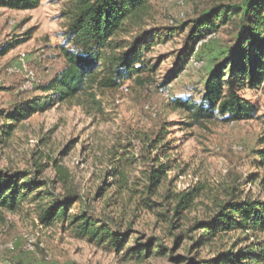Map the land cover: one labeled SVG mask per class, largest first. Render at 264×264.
<instances>
[{
	"label": "trees",
	"instance_id": "trees-1",
	"mask_svg": "<svg viewBox=\"0 0 264 264\" xmlns=\"http://www.w3.org/2000/svg\"><path fill=\"white\" fill-rule=\"evenodd\" d=\"M66 2L61 14L62 41L58 45L64 66L39 87L41 95L20 99L11 109L0 110V144L8 141L21 120L56 102H70L89 112L102 113L107 95H114L128 83L147 86L158 67L149 53L164 38L186 29L178 65L159 84L162 91L185 69L200 41L226 28L229 43L226 54L213 62L195 93L171 99L173 109L185 116L187 126H205L215 120L228 124L258 120L264 128V111L260 112L259 106L243 95L246 89H264V0L214 4L193 20L170 25L175 30L166 34L159 27H148L150 0ZM40 3L41 0H0V8L32 10ZM22 42L15 37L0 44V56ZM167 130L168 124L164 123L153 131L139 130L127 139L119 137L109 149V188L114 187L119 196L124 195L123 200L155 214L172 228L175 222H190L185 234H195L189 238L196 255L173 257L176 263L264 264V199L242 196L237 187L229 186L225 199H217L202 218L190 221L188 212L201 202L207 189L203 183L182 190L170 186L168 172L175 162L168 152L171 141L166 140ZM136 147L139 156L134 155ZM258 156V165L264 168V149ZM136 165L137 174L132 175ZM55 170V179H51L41 177L42 167L33 172L0 169V224L6 220L5 213L28 208L45 228L67 221L78 237L90 242L113 250L128 245L130 229L121 230L111 217L91 214L87 208L71 214L81 199L69 186L66 169L56 165ZM254 177L259 178L264 192V172L249 176ZM57 183L62 187L59 192ZM105 189L100 187L98 194ZM182 238L175 237L177 246ZM210 246L215 249L210 256L199 255V249ZM168 250L160 239L152 237L143 243L135 238L127 257L134 253L140 258L162 256Z\"/></svg>",
	"mask_w": 264,
	"mask_h": 264
},
{
	"label": "rangeland",
	"instance_id": "rangeland-1",
	"mask_svg": "<svg viewBox=\"0 0 264 264\" xmlns=\"http://www.w3.org/2000/svg\"><path fill=\"white\" fill-rule=\"evenodd\" d=\"M150 2L148 27H159L166 34L165 31L175 30L170 26L171 20L177 25L197 18L214 4H241L244 0ZM66 7V0H41L32 10L0 8V44L15 37L24 40L0 56V110L11 109L20 99L41 95L39 87L64 66L58 45L64 27L61 14ZM187 34L188 29L156 45L149 53L158 65L153 81L145 87L128 83L123 90L107 95L103 98L102 113L89 112L70 102H56L21 120L8 141L0 144V169L33 172L42 167L41 177L51 179H55L56 165L66 169L69 186L81 199L71 214L87 208L91 214L111 217L121 230L130 229L129 244L113 250L90 242L78 237L67 221L45 228L25 208L17 213H5L6 220L0 224V264H180L172 258L196 255L189 238L195 234H185L189 221L175 222L172 228L155 214L123 200L124 195L119 196L114 187L109 188L110 146L121 136L127 139L134 131H153L164 123L168 124L166 140L171 141L168 152L175 162L168 172L170 186L182 190L203 183L207 189L201 202L188 212L190 221L202 218L217 199H225V189L229 186L237 187L242 196L264 199L259 178H249L252 173L261 176L264 172L258 165V153L264 149L261 123L249 120L228 124L215 120L205 126H187L185 116L173 109L171 100L166 102L162 97L159 84L178 65L177 57ZM228 38L226 28H221L204 41L195 54L200 67H185L168 85L172 98L189 96L200 88L213 62L226 54ZM20 56L37 76V82L29 90L19 89L23 82L19 75L3 70L15 64ZM243 95L254 101L260 112L264 111V89H246ZM138 152L136 147L134 155L139 156ZM138 167H134L132 175L137 174ZM55 186L57 192L62 190L58 183ZM100 187L106 189L99 195ZM177 236L183 237L178 246ZM152 237L169 248L166 254L140 258L134 253L127 257L135 246V238L144 243ZM214 250L210 246L198 252L207 257Z\"/></svg>",
	"mask_w": 264,
	"mask_h": 264
},
{
	"label": "built area",
	"instance_id": "built-area-1",
	"mask_svg": "<svg viewBox=\"0 0 264 264\" xmlns=\"http://www.w3.org/2000/svg\"><path fill=\"white\" fill-rule=\"evenodd\" d=\"M178 2L180 4H183L185 2V0H178ZM174 21H170L171 25L173 24ZM211 35L208 36V38ZM207 38V39H208ZM207 39L200 41L197 45H196V51L198 50L199 46L206 41ZM201 65V63L199 62V60H197V58L195 57V55L191 56L188 63L186 64V67H191V68H199ZM2 67L0 65V71H1ZM3 70L7 73V74H15V75H19L22 79L23 82L21 83V85L19 86L20 90H29L33 87V85L37 82V76L35 71L29 66V64L26 62L25 58L23 56H20L18 58V61L13 64V65H9L7 67H4ZM125 88V86H123L122 88H120V90H123ZM162 97L166 102H169L172 98L169 87H167L166 89H164L162 91ZM235 122H231L230 124H234Z\"/></svg>",
	"mask_w": 264,
	"mask_h": 264
}]
</instances>
